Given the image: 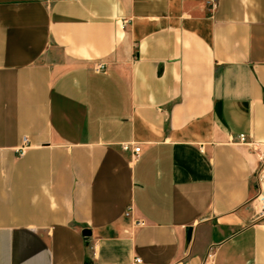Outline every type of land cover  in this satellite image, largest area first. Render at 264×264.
Masks as SVG:
<instances>
[{"label":"crops","instance_id":"1","mask_svg":"<svg viewBox=\"0 0 264 264\" xmlns=\"http://www.w3.org/2000/svg\"><path fill=\"white\" fill-rule=\"evenodd\" d=\"M207 2L0 0V264H264V0Z\"/></svg>","mask_w":264,"mask_h":264},{"label":"built area","instance_id":"2","mask_svg":"<svg viewBox=\"0 0 264 264\" xmlns=\"http://www.w3.org/2000/svg\"><path fill=\"white\" fill-rule=\"evenodd\" d=\"M210 6L212 7H216L217 4V0H208L207 2ZM239 142L241 144H249L247 138L245 135H240L239 136ZM27 139H24L23 145L20 148V153H24V151L27 148ZM122 149L124 151H131L134 153V155L136 157L139 156L140 154V147L138 146H134L132 144H125L122 146ZM254 151L257 154L258 157V167L257 170L255 172V175L257 177V184H258V191H257V195L255 197V201L258 202L259 207L261 209V214L264 215V144H256L253 146ZM132 211H133V207L130 206L127 211H126V216L127 217H131L132 216ZM145 225V223L142 220H137L135 222V226L136 228L139 227H143ZM215 261V253L214 251H210L209 254L207 255L205 261L203 262V264H214ZM134 264H143L142 260L140 258L135 259Z\"/></svg>","mask_w":264,"mask_h":264},{"label":"water","instance_id":"3","mask_svg":"<svg viewBox=\"0 0 264 264\" xmlns=\"http://www.w3.org/2000/svg\"><path fill=\"white\" fill-rule=\"evenodd\" d=\"M84 235H90V232L88 230H85Z\"/></svg>","mask_w":264,"mask_h":264}]
</instances>
